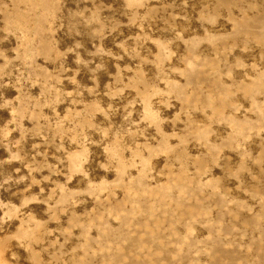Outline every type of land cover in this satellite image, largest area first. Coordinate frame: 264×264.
<instances>
[{
  "label": "rangeland",
  "instance_id": "374dc122",
  "mask_svg": "<svg viewBox=\"0 0 264 264\" xmlns=\"http://www.w3.org/2000/svg\"><path fill=\"white\" fill-rule=\"evenodd\" d=\"M0 264H264V0H0Z\"/></svg>",
  "mask_w": 264,
  "mask_h": 264
}]
</instances>
